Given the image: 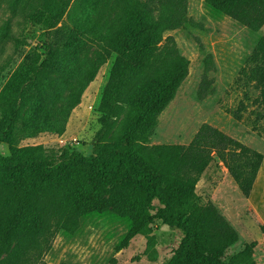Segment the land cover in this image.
<instances>
[{
  "label": "trees",
  "instance_id": "obj_1",
  "mask_svg": "<svg viewBox=\"0 0 264 264\" xmlns=\"http://www.w3.org/2000/svg\"><path fill=\"white\" fill-rule=\"evenodd\" d=\"M187 1H8L13 14L44 30V38L0 88V144L43 132L63 134L87 86L115 57L97 106L98 140L87 152L63 147L52 164L42 155L0 153V264H50L44 256L55 238L79 235L88 223L121 225L114 246L119 251L157 218L182 233L166 264H258L255 240L226 257L238 232L211 200H199L196 187L209 163L218 160L248 197L263 154L208 123L188 143L149 141L188 74V59L164 36L190 22ZM204 5L251 32L264 25V0H204ZM106 12L113 18L103 31L99 18ZM0 38L13 40L15 47L25 42L11 34L9 20ZM93 41L101 42L93 59L75 58L76 48ZM211 63L207 56L200 98L208 91ZM242 72L258 89L257 116L264 118V37ZM245 109L240 104L234 117L240 119Z\"/></svg>",
  "mask_w": 264,
  "mask_h": 264
},
{
  "label": "rangeland",
  "instance_id": "obj_2",
  "mask_svg": "<svg viewBox=\"0 0 264 264\" xmlns=\"http://www.w3.org/2000/svg\"><path fill=\"white\" fill-rule=\"evenodd\" d=\"M8 1L0 0V28L9 20L11 34L24 38L25 42L15 47L13 40L0 38V64L4 65L0 69V88L24 56L44 38V30L27 24L21 15L13 14ZM187 17L190 22L164 34L174 39L179 52L188 59L189 67L175 97L159 115L150 143H188L200 125L208 123L264 155V118L257 116L260 109L254 101L258 89L242 72L258 39L264 37V25L260 31L251 32L226 16L212 15L204 0H188ZM112 18V13L107 12L100 16L103 31ZM100 44V41H93L76 48L75 58L86 56L93 59ZM207 56L212 62L206 73L209 87L206 95L200 98L198 89ZM114 57L111 55L100 67L95 79L83 92L81 102L70 113L63 134L43 132L13 145L2 143L0 153L3 156L42 155L52 164L63 147L87 152L90 144L98 140L95 137L99 128L97 106ZM67 91L64 87L63 92ZM59 104L57 102L56 107ZM240 104L246 109L240 112V119H236L234 112ZM99 140L107 141V138ZM206 172L210 177L197 183L199 200H211L221 213L238 225L244 199L227 169L218 160H213ZM259 180L254 202L264 211V164ZM154 205L158 206L157 200ZM237 232L239 239L227 249L226 257L241 249L245 242L261 237L256 225L246 231L238 225ZM122 234L121 225L88 223L79 235L71 238L58 235L53 241V250L44 256V261L50 264H166L182 238L179 229L165 225L157 218L150 223L146 234H137L126 248L114 251ZM254 258L258 264H264L263 246L257 248Z\"/></svg>",
  "mask_w": 264,
  "mask_h": 264
},
{
  "label": "crops",
  "instance_id": "obj_3",
  "mask_svg": "<svg viewBox=\"0 0 264 264\" xmlns=\"http://www.w3.org/2000/svg\"><path fill=\"white\" fill-rule=\"evenodd\" d=\"M218 163H221V162L218 161ZM263 164H264V155H263V159H262L261 165L259 167V170L257 172L255 181L253 183V187H252L251 192H250L248 197H244L240 193V191L238 190L237 185L235 184V187H236L237 191H239L240 195L244 199V203H243L242 207L240 208L241 210L239 211V213H241V214L239 216L240 223L238 225L241 226V228L244 231L249 230L250 227H252V225H256V227L258 228V230L261 233V237L259 239L255 240L256 241V245L254 247L253 255H255V252H256L257 248L260 247V246H263V254H264V232L261 229L262 227H264V211H261L260 208L258 207V205L254 202V194L256 193V191L258 192L257 186H258V184L260 182L259 179H260V175H261L262 170H263ZM206 173L207 172H206V169H205L204 173L202 174V176L200 177L199 180H202V178L208 179V177H210V174H206ZM222 214L224 215V217L237 230V226L238 225H236L234 223V221L230 217H228L224 212H222ZM251 241H253V240H251Z\"/></svg>",
  "mask_w": 264,
  "mask_h": 264
}]
</instances>
